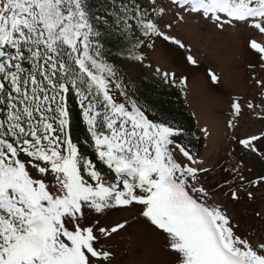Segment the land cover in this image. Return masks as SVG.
Wrapping results in <instances>:
<instances>
[{
  "label": "snow or ice",
  "instance_id": "6c2138e0",
  "mask_svg": "<svg viewBox=\"0 0 264 264\" xmlns=\"http://www.w3.org/2000/svg\"><path fill=\"white\" fill-rule=\"evenodd\" d=\"M109 2L100 16L89 0H0V264H124L114 242L133 223L167 258L143 264H264V233L242 234L228 212V203L264 193V127L237 134L249 120L264 125V0ZM189 19L247 33L254 57L257 94L230 100L229 147L215 162L189 148L182 129L147 114L104 52L109 30L141 64L158 39L186 49L170 31ZM186 51L185 63L197 65ZM154 71L187 88V76ZM70 94L90 154L72 136Z\"/></svg>",
  "mask_w": 264,
  "mask_h": 264
},
{
  "label": "rangeland",
  "instance_id": "374dc122",
  "mask_svg": "<svg viewBox=\"0 0 264 264\" xmlns=\"http://www.w3.org/2000/svg\"><path fill=\"white\" fill-rule=\"evenodd\" d=\"M173 24L170 34L186 45L190 54L198 59L197 65L185 63V56L189 54L186 49H180L169 41L160 39L156 41L153 49L144 51L146 58L142 64L129 57L114 56L113 58H117L116 63L119 68L135 81L149 79L163 87L178 86L165 83L154 71L157 67L175 72L178 78L188 77L184 105L194 116L204 138L201 156L210 162H215L229 147V140L226 138V132L229 130L226 128V122L229 118L230 100L257 94L249 77L248 64L254 57L246 46L248 34L239 29L220 33L213 26L198 24L191 19L188 23L177 24L173 21ZM212 72L220 77L218 84L210 80L209 75ZM261 127L264 125L259 121L249 120L242 123L237 134L243 136L249 132H258ZM203 128L208 129L209 135L202 132ZM252 166L255 171H259L261 164L253 162ZM256 210L264 212V193H256V199L253 201L228 203V212L234 223L239 226L242 234L249 236L264 233V228L261 227L264 225V220L259 218L258 221L251 212ZM115 215L116 218H120L128 213ZM251 223H254L253 226ZM253 227L255 231L251 230ZM156 243L141 225L133 223L132 227L114 242V249L118 253L117 261L124 260V264H143L149 259H167L155 253ZM138 247L144 249L143 255L136 252Z\"/></svg>",
  "mask_w": 264,
  "mask_h": 264
},
{
  "label": "trees",
  "instance_id": "16d2710c",
  "mask_svg": "<svg viewBox=\"0 0 264 264\" xmlns=\"http://www.w3.org/2000/svg\"><path fill=\"white\" fill-rule=\"evenodd\" d=\"M89 7L92 13L104 16L106 10L110 9L112 5L109 0H89ZM103 43L105 45L104 52L109 56L131 58L129 55V50L132 48L131 43L129 40L122 38L117 32L113 30L107 31L103 37ZM120 75L128 94L138 102V105L147 114H150V116L155 117L159 121L182 129L184 131L183 142L194 152L201 155L204 148V138L201 136L194 116L184 105L186 90L181 91L180 87H163L158 82L149 79L135 81L123 69H120ZM68 107L71 117L72 136L75 141L82 145L85 154H90V149L83 143L88 137V133L86 124L82 118L79 98L74 94L69 95ZM259 169L261 170V166H259ZM251 212H253L252 214L256 218V213L254 211ZM257 220L259 221V217H257ZM257 220L256 222H258ZM253 224L251 223L252 226ZM254 227L251 229L252 231L256 230ZM261 227L264 228V225H261ZM257 229L259 230V228Z\"/></svg>",
  "mask_w": 264,
  "mask_h": 264
}]
</instances>
